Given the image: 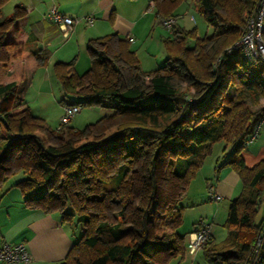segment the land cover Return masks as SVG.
I'll return each mask as SVG.
<instances>
[{"label":"trees","instance_id":"1","mask_svg":"<svg viewBox=\"0 0 264 264\" xmlns=\"http://www.w3.org/2000/svg\"><path fill=\"white\" fill-rule=\"evenodd\" d=\"M8 0H0V8ZM183 0H156L157 16H175ZM260 0H194L210 35L174 26L164 38L167 63L144 71L129 37L110 33L89 40L90 67L74 60L54 63L65 95L83 106L113 109L84 129L69 124L60 132L35 115L21 89L32 57L41 65L48 50L26 47L29 11L17 4L0 20V189L17 171L27 205L60 210L64 223L82 226L80 238L59 264H169L183 258L180 201L214 146L224 142L229 158L221 164L240 177L224 223L226 237L203 244L207 264H251L264 217L257 213L264 193V158L248 166L242 152L264 120V61H248L234 47L247 17ZM131 68L126 82L119 60ZM188 82L189 95L174 79ZM142 79V80H141ZM148 79L149 87L140 82ZM233 86L234 94L225 96ZM48 190H44V186ZM40 190V191H39ZM39 191V192H38ZM118 205L112 221L109 210ZM194 230H191V232ZM258 264H264V240Z\"/></svg>","mask_w":264,"mask_h":264},{"label":"crops","instance_id":"2","mask_svg":"<svg viewBox=\"0 0 264 264\" xmlns=\"http://www.w3.org/2000/svg\"><path fill=\"white\" fill-rule=\"evenodd\" d=\"M17 4L26 6L29 11L27 24L29 35L28 41L25 42L26 47L33 50H48L50 53L47 65H41L38 59L32 57L29 67V73L42 71L40 90L47 93L49 90H55L59 85V95H65L53 69L55 62L74 60V69L77 73H83L90 67L91 55L87 45L92 38L110 33L127 36L133 38L131 47L138 52L137 46L140 43L143 44V39L147 36L149 42L153 41L160 47L158 52L161 53L163 50L166 51L164 38L173 34L169 30L170 34L159 33L160 36L155 37L157 24L160 23L157 21L156 9H149L148 0H8L0 8V20L10 16ZM52 5H56L62 12L72 16L93 14L94 23L93 25L80 24L66 37L61 33L58 25L45 19V14ZM176 15L179 17L178 25L186 29L181 23L178 12ZM198 36L201 35L198 34ZM50 70H53L54 79L49 76ZM65 101L67 100L61 98L62 111ZM70 124L73 125V122L71 121ZM51 129L55 130L52 127ZM220 147L222 146L216 144L210 155ZM223 149L224 147L221 148L222 152L216 158L214 154V158H211L208 163L209 155L206 157L204 164L183 194L180 201L183 206L181 233L187 234L191 230H196L199 228L200 218L212 216L211 237L217 242L226 237L224 223L230 201L240 193L242 184L239 175L231 167H221L230 155L227 149L226 151ZM242 155L248 166H253L264 158V123L257 137L246 145ZM205 167L208 169L207 172L204 171ZM13 178L11 176L0 189V244L6 241L26 243L33 257L29 264L61 263L74 242L80 238L83 230L75 224V221L72 223H74L76 232L68 223H64L60 210L46 212L27 205L24 194L15 185L20 178ZM211 184L222 196L218 201L209 198L208 187ZM44 190H48L46 185ZM192 209L201 210L192 225L184 227V220L189 218L188 211ZM77 231L80 233L79 236L76 234ZM204 261L200 247L195 254H190L186 250L183 258H174L169 264H203ZM0 264L6 263L0 262Z\"/></svg>","mask_w":264,"mask_h":264},{"label":"rangeland","instance_id":"3","mask_svg":"<svg viewBox=\"0 0 264 264\" xmlns=\"http://www.w3.org/2000/svg\"><path fill=\"white\" fill-rule=\"evenodd\" d=\"M197 7L195 6L194 0H183L176 8H175V13H179L181 17V23L182 25L188 29H197V32L201 36L205 35H210L213 32V27L208 25L206 22L205 18L203 17L202 14L199 13V11L196 9ZM243 32V30H242ZM241 32V34H242ZM159 33L168 35L171 32L163 27L161 24H157V34H155V37L160 36ZM146 37V38H145ZM143 39V44L140 43L139 46H137L138 50V57L140 60V66L144 71H152L155 69H158L160 67H163L167 63V58H168V53L167 51H161L159 53L160 47L155 42H149V37L145 36ZM136 45V44H135ZM136 47V46H135ZM119 64L122 67V72L123 76L126 80V82H131L133 79L131 68L129 67L128 64H126L123 60L118 61ZM54 69V65H53ZM41 70H38L34 74L31 72L29 73L28 79L25 82L24 86L21 89V93L24 96V99L26 100L27 104L31 106L32 112L37 115V116H42L44 117L47 125L49 127H52L54 129H57L58 126L60 125V119L63 114L62 111V105H61V98H64L65 100H76L79 101L82 98L80 96H73V95H59V90L60 86L58 85L55 90H49V93L47 92H42L40 90V79H41ZM50 77L53 79L55 78V75L53 73V70L49 71ZM142 80V79H141ZM175 85H178L179 88L183 91H187V93L191 96L195 93L193 87H189L187 84L188 82L175 78L174 80ZM31 82V83H30ZM144 88L149 87V81L148 79H145L144 81L140 82ZM235 88H228V90L225 92V96L231 97L234 94ZM253 96L249 97L247 99V103L250 105H253V108H258L262 105H264V98H259L257 103L254 102ZM107 113H113V109L107 106H101V105H92V106H83L81 111L78 112L74 118L72 119L73 126L78 129H84L89 123L96 122L102 117H104ZM222 144V145H220ZM225 143L220 142L217 143V146H222L224 147ZM215 149L214 153L212 155H209L207 158V163L211 158H215L218 154H221V148ZM228 153H231V149H227ZM206 163V164H207ZM207 167L204 168V171L207 172ZM22 171H16L12 177L14 178H21L22 177ZM13 178V179H14ZM40 191V190H39ZM38 191V192H39ZM119 209L118 205L113 206L112 209L109 210V217L110 220L115 219V214L117 210ZM201 209H192L188 211L189 213V218L184 220V227H187L188 225L191 226L195 217L198 215ZM210 217H204L198 219H203L206 222H210L212 220ZM264 217V193L262 196V200L258 209L257 213V221H259L261 218ZM207 218V219H206ZM199 219V220H200ZM73 222V221H72ZM70 221L66 222L68 223L73 229H75L74 223ZM72 224V225H71ZM76 224V223H75ZM68 225V226H69ZM188 226V227H189ZM80 229H82V226H79ZM183 230V228L181 229ZM76 232V229H75ZM78 236L80 233L77 231L76 233ZM203 264H207L205 261Z\"/></svg>","mask_w":264,"mask_h":264},{"label":"built area","instance_id":"4","mask_svg":"<svg viewBox=\"0 0 264 264\" xmlns=\"http://www.w3.org/2000/svg\"><path fill=\"white\" fill-rule=\"evenodd\" d=\"M149 9H156V0H148ZM45 19H48L58 25L61 33L64 36L70 35L76 26L80 24L93 25L95 17L93 14L84 16H72L62 12L56 5H52L47 13ZM157 21L166 29L173 31L174 26L178 25L179 17L177 15L165 17L157 16ZM133 41V38H129ZM234 47L239 48L244 57L256 63L257 61H264V0H260L257 11L247 17L242 35L235 43ZM83 105L74 103L73 101H65L63 104V114L60 119V125L55 132H60L63 127L69 125L74 116L81 111ZM264 120L257 123L253 134L246 140V145L250 144L258 135ZM208 195L212 200H220L221 195L216 191L214 185H209ZM199 228L189 232L186 236V249L190 254H195L197 249L211 237V222H206L203 219L198 221ZM264 240V221L262 224V231L257 237L256 258L251 264H258L260 259V247ZM33 257L24 242H9L6 241L0 244V262L6 264H29Z\"/></svg>","mask_w":264,"mask_h":264}]
</instances>
